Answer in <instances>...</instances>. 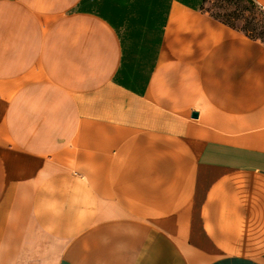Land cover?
<instances>
[{
    "label": "crops",
    "instance_id": "obj_1",
    "mask_svg": "<svg viewBox=\"0 0 264 264\" xmlns=\"http://www.w3.org/2000/svg\"><path fill=\"white\" fill-rule=\"evenodd\" d=\"M207 1L0 0V264H264V40Z\"/></svg>",
    "mask_w": 264,
    "mask_h": 264
},
{
    "label": "rangeland",
    "instance_id": "obj_2",
    "mask_svg": "<svg viewBox=\"0 0 264 264\" xmlns=\"http://www.w3.org/2000/svg\"><path fill=\"white\" fill-rule=\"evenodd\" d=\"M207 9L216 17L264 40V11L248 0H208Z\"/></svg>",
    "mask_w": 264,
    "mask_h": 264
},
{
    "label": "trees",
    "instance_id": "obj_3",
    "mask_svg": "<svg viewBox=\"0 0 264 264\" xmlns=\"http://www.w3.org/2000/svg\"><path fill=\"white\" fill-rule=\"evenodd\" d=\"M252 5H256L255 3H254V1L253 0H248ZM257 6V5H256ZM224 22H226V23H229V24H231V25H234V24H232V23H230V22H227V21H225L224 20ZM235 26V25H234ZM247 34V33H246ZM249 36H251V37H253V38H260V39H262L260 36H253V35H250V34H248ZM263 40V39H262Z\"/></svg>",
    "mask_w": 264,
    "mask_h": 264
},
{
    "label": "water",
    "instance_id": "obj_4",
    "mask_svg": "<svg viewBox=\"0 0 264 264\" xmlns=\"http://www.w3.org/2000/svg\"><path fill=\"white\" fill-rule=\"evenodd\" d=\"M193 115H194V116H197V115H198V113H196V112H195V113H193Z\"/></svg>",
    "mask_w": 264,
    "mask_h": 264
}]
</instances>
